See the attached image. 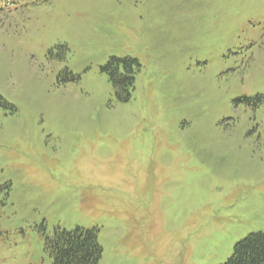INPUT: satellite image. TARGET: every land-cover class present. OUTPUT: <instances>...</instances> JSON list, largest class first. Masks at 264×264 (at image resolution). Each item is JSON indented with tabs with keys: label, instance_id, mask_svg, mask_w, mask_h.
Listing matches in <instances>:
<instances>
[{
	"label": "rangeland",
	"instance_id": "1",
	"mask_svg": "<svg viewBox=\"0 0 264 264\" xmlns=\"http://www.w3.org/2000/svg\"><path fill=\"white\" fill-rule=\"evenodd\" d=\"M112 57L141 65L125 103ZM75 228L98 264L264 235V0H0V264Z\"/></svg>",
	"mask_w": 264,
	"mask_h": 264
},
{
	"label": "trees",
	"instance_id": "2",
	"mask_svg": "<svg viewBox=\"0 0 264 264\" xmlns=\"http://www.w3.org/2000/svg\"><path fill=\"white\" fill-rule=\"evenodd\" d=\"M101 70L108 76L116 100L128 102L141 70L139 62L112 57ZM45 250L51 264H98L102 255L96 229H56L51 238L46 239ZM223 264H264V235L249 234L236 243L232 255Z\"/></svg>",
	"mask_w": 264,
	"mask_h": 264
}]
</instances>
